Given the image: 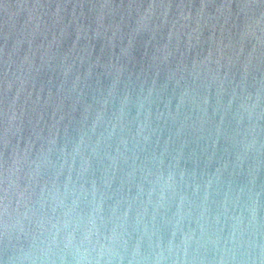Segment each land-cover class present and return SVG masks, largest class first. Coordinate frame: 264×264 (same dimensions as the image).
Wrapping results in <instances>:
<instances>
[{
	"label": "water",
	"instance_id": "1",
	"mask_svg": "<svg viewBox=\"0 0 264 264\" xmlns=\"http://www.w3.org/2000/svg\"><path fill=\"white\" fill-rule=\"evenodd\" d=\"M0 264H264V0H0Z\"/></svg>",
	"mask_w": 264,
	"mask_h": 264
}]
</instances>
